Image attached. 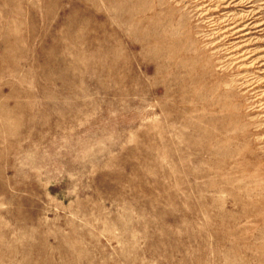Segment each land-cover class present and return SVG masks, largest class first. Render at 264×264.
<instances>
[{"label": "rangeland", "instance_id": "1", "mask_svg": "<svg viewBox=\"0 0 264 264\" xmlns=\"http://www.w3.org/2000/svg\"><path fill=\"white\" fill-rule=\"evenodd\" d=\"M263 59L264 0H0V264H264Z\"/></svg>", "mask_w": 264, "mask_h": 264}, {"label": "bare ground", "instance_id": "2", "mask_svg": "<svg viewBox=\"0 0 264 264\" xmlns=\"http://www.w3.org/2000/svg\"><path fill=\"white\" fill-rule=\"evenodd\" d=\"M240 1L241 0H224V2H229V4H233L234 3V5H238ZM253 17L254 16H252L251 18L245 19V21H243V22L240 21L238 24H235V25L229 27L230 30H228V32H230V31H232V29L236 28L234 34H237L236 38L240 39V40L245 38L246 36L250 35L252 33V31L250 29L259 28L261 25H263L262 22L257 24L252 19ZM263 64H264V61H263V63L261 65H263Z\"/></svg>", "mask_w": 264, "mask_h": 264}]
</instances>
